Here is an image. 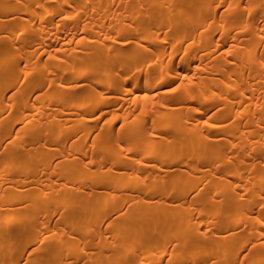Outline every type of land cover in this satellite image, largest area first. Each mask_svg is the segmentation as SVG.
<instances>
[{"label": "bare ground", "instance_id": "1", "mask_svg": "<svg viewBox=\"0 0 264 264\" xmlns=\"http://www.w3.org/2000/svg\"><path fill=\"white\" fill-rule=\"evenodd\" d=\"M0 264H264V0H0Z\"/></svg>", "mask_w": 264, "mask_h": 264}]
</instances>
